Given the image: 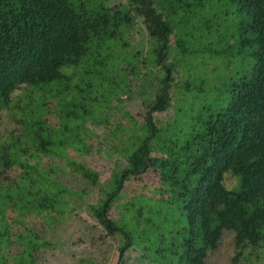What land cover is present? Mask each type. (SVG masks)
<instances>
[{
    "label": "trees",
    "instance_id": "1",
    "mask_svg": "<svg viewBox=\"0 0 264 264\" xmlns=\"http://www.w3.org/2000/svg\"><path fill=\"white\" fill-rule=\"evenodd\" d=\"M230 3L239 49L218 52L196 45L215 37L207 0H0V264H40L55 247L43 230L77 218L70 198L93 192L85 209L118 242L117 264L131 251L138 264H206L227 232L232 264L264 249V0ZM229 50L248 58L224 103L182 119L186 98L208 87L191 59ZM7 111L22 131L2 132ZM98 129L121 157L106 182L87 159L104 152L90 143Z\"/></svg>",
    "mask_w": 264,
    "mask_h": 264
},
{
    "label": "rangeland",
    "instance_id": "2",
    "mask_svg": "<svg viewBox=\"0 0 264 264\" xmlns=\"http://www.w3.org/2000/svg\"><path fill=\"white\" fill-rule=\"evenodd\" d=\"M210 4L215 5L211 9L207 8L212 18L213 34L214 38L211 39H199V43L196 41L197 47L207 48L213 51L222 52L223 50L237 45L240 41L239 28L242 23V15L238 12V7L230 3V0H207ZM127 0H112V4L125 3ZM217 37L223 39V47L208 45L209 43H216ZM192 41V40H191ZM202 41V42H201ZM234 50H237L236 48ZM211 54V53H209ZM204 53L199 60L191 59V62L197 66V78L196 81L206 82L207 88H203L202 91L194 93L195 95H189L186 98V103L183 106L181 118L189 121L196 114V110L201 109L204 103L213 104L212 109H218L216 105L224 103L225 90L230 80H233L239 74L240 69L244 67V61L246 56H241L236 52H224L220 55H209ZM193 78V77H192ZM185 80L186 77L182 76ZM23 90L15 94V98H19ZM222 96L220 102L216 104L215 98ZM206 98V99H204ZM23 103V101H22ZM16 112H5L2 119V132L4 134L9 132L22 131L23 125L16 123L15 118L21 119L20 115L14 117ZM174 115V110L168 111L165 115H155L160 120L168 119ZM55 116L50 117V122L56 120ZM96 133L101 134L100 138H96L95 142L90 141L93 145L97 144V140L103 144V153L93 152L88 161L93 169L98 171L102 176V181L106 182L109 180L111 171L114 166V162L120 155L116 152L118 146L116 142L111 143V138H107L104 135L103 130H96ZM117 140V139H116ZM109 154L111 152H114ZM117 153V154H116ZM152 175H145L146 180L151 179ZM152 180V179H151ZM60 181L68 185L75 191H81L85 186L83 181L78 177L71 174H62ZM155 182H150L154 187ZM239 181L232 175H227L225 185L228 189H234L238 186ZM156 185V184H155ZM142 189L132 192L131 194L138 195ZM92 191V190H89ZM129 194V192H128ZM99 197L98 192H93L91 195H86L82 200L76 198H70L72 201L77 203L78 209L75 211L77 215L75 219L71 216H67L66 220L61 223H57L53 229H42L44 237H48L54 244L53 249L43 250L39 255L40 264H117L120 256L118 242L112 237H108L106 233H103L93 221V218L87 213L85 207L89 203H94ZM82 208L84 210H82ZM113 219H118V212L113 211L110 215ZM28 223V222H27ZM31 227H40V220L33 218L30 223ZM246 257L242 259L240 264H264V249H253L248 248ZM235 256V247L233 242V235L228 232L225 233L223 240L221 241L218 249L213 251L206 264H232L233 257ZM138 254L133 251L129 253L130 264H138Z\"/></svg>",
    "mask_w": 264,
    "mask_h": 264
}]
</instances>
